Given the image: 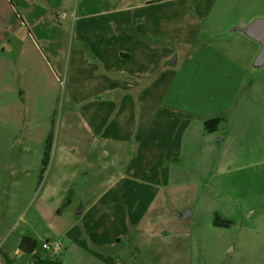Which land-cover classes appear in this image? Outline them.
<instances>
[{"label":"crops","instance_id":"obj_1","mask_svg":"<svg viewBox=\"0 0 264 264\" xmlns=\"http://www.w3.org/2000/svg\"><path fill=\"white\" fill-rule=\"evenodd\" d=\"M7 1L25 25L38 31L40 41L58 45L52 59L69 75L66 103L80 105V111L72 105L66 110L47 176L23 211L25 215L32 208L31 235L40 239L36 227L43 226L45 242L38 247L34 237L23 232L21 239H33L36 248L24 254L18 244L14 255L21 264H123L119 255L107 256L104 249L125 241L129 263L152 264L163 261L171 246L177 253L181 247L184 251L189 233L184 221L209 203L207 194L216 176L264 164V138L250 146L244 131L248 124L264 125V112L237 118L240 105L230 106L261 103L264 87H253V98L249 89L235 102L245 69L234 52L212 47L194 49L178 69L171 68L178 59L170 63L173 52L162 36L154 35V21L134 18L153 2L76 0L84 20L104 18L86 24L83 51L68 48L64 30L50 40L42 35V28L56 27L55 14L67 9L71 0ZM131 12L130 19H115ZM189 17L183 12V18ZM258 49L247 54L245 65ZM209 74L233 82L225 105L202 99L211 83ZM217 109L233 114L229 122L235 130L216 141L215 132L206 133L203 123L214 118L223 122ZM224 142L227 149L220 152L217 144ZM81 172L88 177L86 183L75 182ZM66 198L64 212L58 215ZM191 207L190 216L181 219L182 210ZM59 238L65 240L64 249L53 242ZM55 245L59 249L52 253ZM0 253L4 264H14L8 254Z\"/></svg>","mask_w":264,"mask_h":264},{"label":"rangeland","instance_id":"obj_2","mask_svg":"<svg viewBox=\"0 0 264 264\" xmlns=\"http://www.w3.org/2000/svg\"><path fill=\"white\" fill-rule=\"evenodd\" d=\"M75 1L71 0L67 9L55 14L57 28L44 27L42 35L50 40L59 37L64 30L68 35V48L84 51L80 42L88 37L86 24L92 25L104 18L84 20ZM145 1L153 2L148 5L152 8L136 12L134 18L148 16V20L154 21L157 27L153 30L154 35L162 36L164 45L173 52L170 63L174 58L178 59V64H171V68L178 69L182 58L192 54L194 49L212 47L234 52L245 69L235 102L249 89L253 98V87H264V66L251 67L250 62L245 65L243 61L259 45L236 30L253 19H264V0H160L162 4L158 0ZM15 8L12 9L7 0H0V252L8 254L14 264H21L14 251L23 232L33 236L29 227L34 225L33 210L31 208L25 215L23 211L39 185L46 139L52 133L53 150L66 110L72 105L80 111V105L66 103L70 94L69 75L52 59L58 45L40 41L38 31L25 25ZM183 12L191 17L183 18ZM133 13H121L115 19L127 20ZM82 24L85 27H81ZM188 41L193 43L189 45ZM209 77L211 83L201 97L220 107L226 103L233 82L218 80L213 75ZM234 105H240L235 114L237 118L252 117L259 111L264 112V95L261 103H233L230 106ZM217 110L216 115H220L223 122L214 134L216 141L235 130L233 114L226 109ZM244 128L249 133L250 146L264 138V125L248 124ZM226 143L217 144L216 149L226 150ZM50 164L51 156L42 180L46 178ZM87 180L81 172L75 182L86 183ZM207 196L209 203L203 205L202 210L196 208L194 216L184 221L185 230L189 232L185 250L181 247L177 253L171 246L163 255V261L157 263L154 260L152 264H264V164L216 176ZM65 207L57 214L62 215ZM206 208L212 213H207ZM190 209L192 207L182 211L191 213ZM215 218L230 224L214 227L212 221ZM62 223L65 225L67 221ZM36 231L41 234L40 239L33 237L40 247L45 242V231L43 226L38 230L36 227ZM53 242L61 244L62 249L66 247L61 238ZM128 248L127 242L122 241L117 248L104 249V253L111 257L119 255L123 264H131Z\"/></svg>","mask_w":264,"mask_h":264},{"label":"trees","instance_id":"obj_3","mask_svg":"<svg viewBox=\"0 0 264 264\" xmlns=\"http://www.w3.org/2000/svg\"><path fill=\"white\" fill-rule=\"evenodd\" d=\"M221 122H222L221 118H214V119L205 121L203 123V130L206 133H214V132H216V130H217V128ZM52 139H53L52 133H50L46 139V142H45V149H44L43 160H42V170H41V176L39 178V182L42 180V175L46 171V168H47L49 160H50L51 151H52ZM67 203H68V198L65 199V201L63 202L61 207H65L67 205ZM229 224H230V222H228V221L222 222V221H219L218 218H215L212 221V225L214 227L228 226ZM18 248L24 254H30L31 252H33L35 250L36 242L31 238L23 237L19 243ZM6 264H9V263L6 262Z\"/></svg>","mask_w":264,"mask_h":264},{"label":"water","instance_id":"obj_4","mask_svg":"<svg viewBox=\"0 0 264 264\" xmlns=\"http://www.w3.org/2000/svg\"><path fill=\"white\" fill-rule=\"evenodd\" d=\"M236 30L244 33L248 38L257 42L259 45V49L251 61V67L264 66V19H253L246 26L237 28ZM180 216L181 219H186L190 214L187 211H183Z\"/></svg>","mask_w":264,"mask_h":264},{"label":"built area","instance_id":"obj_5","mask_svg":"<svg viewBox=\"0 0 264 264\" xmlns=\"http://www.w3.org/2000/svg\"><path fill=\"white\" fill-rule=\"evenodd\" d=\"M44 249H46V250H49V247H48V245L47 244H43V246H42ZM58 249H59V246L58 245H55L54 247H53V250H52V253H55V252H57L58 251ZM0 264H3L2 262H0Z\"/></svg>","mask_w":264,"mask_h":264}]
</instances>
